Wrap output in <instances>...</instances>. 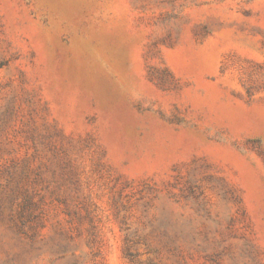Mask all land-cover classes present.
<instances>
[{
    "label": "rangeland",
    "instance_id": "obj_1",
    "mask_svg": "<svg viewBox=\"0 0 264 264\" xmlns=\"http://www.w3.org/2000/svg\"><path fill=\"white\" fill-rule=\"evenodd\" d=\"M0 264H264V0H0Z\"/></svg>",
    "mask_w": 264,
    "mask_h": 264
}]
</instances>
